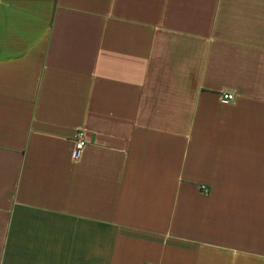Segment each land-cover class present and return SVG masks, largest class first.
<instances>
[{
	"label": "crops",
	"instance_id": "1",
	"mask_svg": "<svg viewBox=\"0 0 264 264\" xmlns=\"http://www.w3.org/2000/svg\"><path fill=\"white\" fill-rule=\"evenodd\" d=\"M0 264H264V0H0Z\"/></svg>",
	"mask_w": 264,
	"mask_h": 264
},
{
	"label": "built area",
	"instance_id": "2",
	"mask_svg": "<svg viewBox=\"0 0 264 264\" xmlns=\"http://www.w3.org/2000/svg\"><path fill=\"white\" fill-rule=\"evenodd\" d=\"M220 99L222 103H227L233 100V93L232 91H224L220 93ZM72 141H73V146L74 150L72 153V156L74 158H77L84 146L87 143V137L86 134L83 130L77 129L74 131L72 134ZM201 189L205 190V186H200Z\"/></svg>",
	"mask_w": 264,
	"mask_h": 264
}]
</instances>
